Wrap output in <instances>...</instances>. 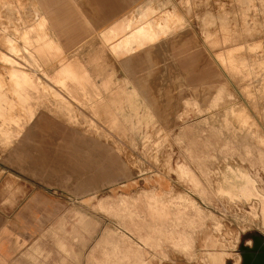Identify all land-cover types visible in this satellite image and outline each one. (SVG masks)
Wrapping results in <instances>:
<instances>
[{
    "label": "rangeland",
    "instance_id": "obj_1",
    "mask_svg": "<svg viewBox=\"0 0 264 264\" xmlns=\"http://www.w3.org/2000/svg\"><path fill=\"white\" fill-rule=\"evenodd\" d=\"M61 1L0 0V210H28L13 264H240L258 203L217 189L241 170L264 191V0L125 19Z\"/></svg>",
    "mask_w": 264,
    "mask_h": 264
},
{
    "label": "crops",
    "instance_id": "obj_2",
    "mask_svg": "<svg viewBox=\"0 0 264 264\" xmlns=\"http://www.w3.org/2000/svg\"><path fill=\"white\" fill-rule=\"evenodd\" d=\"M72 4V8L77 9L78 11L82 12V16L84 17H109L112 19H125L131 17L132 9L137 8L141 5V1L145 3L147 0H67ZM139 2V5L136 2ZM62 4V1L59 0ZM59 10L63 9V5H60ZM68 8V4H67ZM97 12V13H94ZM103 12H109L105 14ZM81 16V14L79 15ZM114 27L113 24H109L106 26V32H109L110 27ZM117 27V26H115ZM114 27V28H115ZM93 32L97 33L99 31L94 30ZM101 32V31H100ZM114 32V31H113ZM121 32H125V30H121ZM140 31L135 34V38L140 37ZM158 185H163L165 181L163 180L162 176H158L156 179ZM157 198V195H154V199ZM128 201L122 199V205L124 206L123 209L127 207ZM28 208V207H27ZM27 209L19 208V205L15 207L13 210L8 209H1L0 210V264H13L14 259L18 255V251L22 246V238L20 236V226L19 222L20 219L24 216V211ZM28 211V210H27ZM161 213V212H160ZM158 210H154L153 215L160 214ZM167 216V213L164 214ZM151 223L149 224V226ZM155 229L159 226V224L153 223ZM151 226V227H152ZM174 232L175 229L170 231V234ZM126 248L130 250L132 248L128 244H126V239L121 235L119 236V240L113 244V250L118 251L120 249Z\"/></svg>",
    "mask_w": 264,
    "mask_h": 264
},
{
    "label": "bare ground",
    "instance_id": "obj_3",
    "mask_svg": "<svg viewBox=\"0 0 264 264\" xmlns=\"http://www.w3.org/2000/svg\"><path fill=\"white\" fill-rule=\"evenodd\" d=\"M23 79H24V81H26V78H23ZM207 91L208 90H206V92ZM233 173H234V180H231L232 178L227 177L226 182L224 183L225 185L221 186L220 189H217L218 192L222 193L223 195H226V197H228L230 199H238V200H242L245 202L256 201L258 203V214H259V217H260V219L262 221V225H263L262 228H264V191H260L258 189V186L256 184V180L254 177H252V175H250V173H246V172L241 171V170H238V171L235 170V171H233ZM235 201H237V200H235ZM219 202H221V201H219ZM219 225H221V223ZM221 227L222 226H220L218 228H221ZM222 228H224V227H222ZM216 232H217V229H216ZM230 233L227 232L228 235ZM223 238H224V236H223ZM222 241H226V240L224 239ZM215 244L213 242L212 246H215ZM238 255H239L238 261L240 264H264V240H263L262 236L254 235L253 238L251 239L250 243L242 244L240 249H239ZM205 259H206L207 264H229V263H231L230 262L231 261V254L229 252L223 250V249L221 251H210L207 253V256L205 257ZM202 262H204V260ZM237 264H238V262H237Z\"/></svg>",
    "mask_w": 264,
    "mask_h": 264
}]
</instances>
